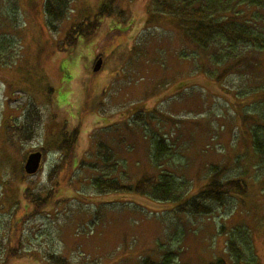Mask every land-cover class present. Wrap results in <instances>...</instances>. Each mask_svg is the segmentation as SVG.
<instances>
[{
  "label": "rangeland",
  "instance_id": "obj_1",
  "mask_svg": "<svg viewBox=\"0 0 264 264\" xmlns=\"http://www.w3.org/2000/svg\"><path fill=\"white\" fill-rule=\"evenodd\" d=\"M150 2L113 0L115 14L61 52L99 0H72L54 27L45 0H0V264H47L50 254L67 264H142L164 251L173 252L171 264H233L227 246L237 229L247 234L240 264H264V154L249 132L264 134V51L245 52L253 67L214 83L180 56L186 47L173 24H146ZM139 112L149 115L133 124ZM77 126L69 168L54 142ZM150 136L170 148L162 169L152 167ZM42 149L38 172L25 174L27 156ZM165 168L188 182L180 202L99 194L91 183L112 174L135 184ZM227 178L241 179L243 191L212 204V214L177 211L212 179ZM27 194L51 201L36 206Z\"/></svg>",
  "mask_w": 264,
  "mask_h": 264
},
{
  "label": "trees",
  "instance_id": "obj_2",
  "mask_svg": "<svg viewBox=\"0 0 264 264\" xmlns=\"http://www.w3.org/2000/svg\"><path fill=\"white\" fill-rule=\"evenodd\" d=\"M71 2L72 0H45L44 13L49 20L50 27H54L56 22L66 17ZM99 2L98 13L96 12L91 20L86 19L71 26L65 39L58 46L59 51H67L74 47L79 38H89L95 34L100 22L97 21L98 18L112 17L115 14L112 11L113 0H99ZM146 14L145 22L148 26L149 24H160L162 21L173 24L175 29L181 33L186 47L180 56L193 61L195 73L207 76L209 80L217 84H220L226 71L240 70L239 65L253 67L251 62L241 59L245 52L264 51V0H151ZM200 57H204L206 63L204 59L203 61L199 59ZM196 60L198 62H195ZM148 115L145 112L136 113L131 117L132 123L134 124V121L145 123ZM257 129L260 127L258 126ZM257 129L250 130L249 128V132L253 135L252 149L255 153L263 155L264 136L262 135L264 134L260 136L261 133ZM78 138L79 126L70 132L62 130L54 142V147L61 153L62 165L72 167ZM150 138L153 144H150L152 145V167L154 170L155 168L162 169V161L167 157L170 148L163 137L150 136ZM45 151L41 150L43 157ZM216 168L212 166L211 170L217 171L214 172L216 175L223 176L225 170ZM58 170L59 167H56L55 171ZM52 175L51 173L49 176ZM111 175L110 177L99 176L91 181L97 193L138 194L148 196L158 202L176 203L185 198L187 194L185 190L186 192L188 190V182L181 177H175L168 168L160 170L159 173L149 172L135 184L128 185L121 183L114 175ZM242 183L241 179L227 178L224 181L212 179L194 195H190L177 211L194 216L210 215L213 212L212 204L223 205L228 195L242 193ZM27 196L29 200V196L31 197L30 202L36 206L41 205L43 208L51 201L48 195L40 200L33 194H27ZM37 212L38 210L35 211ZM235 233L236 239L229 240L227 250L235 258L233 264H240L243 249L239 248L246 240L247 234L244 231L242 232L244 236H241L239 229L235 230ZM230 235L234 236V234ZM172 258L173 252L164 251L158 262L144 259L142 264H171ZM47 262V264H67L66 260L52 254L47 256ZM213 264L228 263L217 260Z\"/></svg>",
  "mask_w": 264,
  "mask_h": 264
},
{
  "label": "water",
  "instance_id": "obj_3",
  "mask_svg": "<svg viewBox=\"0 0 264 264\" xmlns=\"http://www.w3.org/2000/svg\"><path fill=\"white\" fill-rule=\"evenodd\" d=\"M100 66H101V60H98L95 67L93 68V71L97 72ZM41 160H42V154L40 152H34L29 154L27 156V159L23 167L25 174L29 176L36 174L40 168Z\"/></svg>",
  "mask_w": 264,
  "mask_h": 264
}]
</instances>
